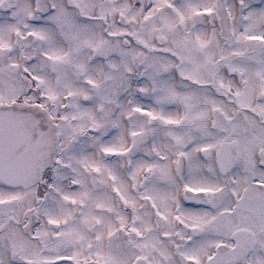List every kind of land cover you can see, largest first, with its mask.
<instances>
[{"label": "snow or ice", "instance_id": "1", "mask_svg": "<svg viewBox=\"0 0 264 264\" xmlns=\"http://www.w3.org/2000/svg\"><path fill=\"white\" fill-rule=\"evenodd\" d=\"M0 264H264V0H0Z\"/></svg>", "mask_w": 264, "mask_h": 264}]
</instances>
